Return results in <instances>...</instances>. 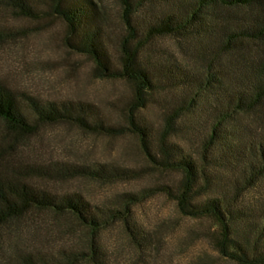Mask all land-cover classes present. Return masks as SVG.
Here are the masks:
<instances>
[{
  "label": "trees",
  "instance_id": "trees-1",
  "mask_svg": "<svg viewBox=\"0 0 264 264\" xmlns=\"http://www.w3.org/2000/svg\"><path fill=\"white\" fill-rule=\"evenodd\" d=\"M51 1L66 24L67 46L92 60L95 76L130 85L118 108L128 127H114L91 102L41 99L0 81V264H113L97 234H112L116 225L150 249L151 237L132 226L128 208L141 192L95 203L78 190L56 191L32 181L34 175L127 181L133 170L101 162L15 161L17 138L59 122L100 135L136 136L153 169L178 174L175 188L164 187L180 212L213 222L212 248L235 264H264V0H175L176 8L166 13L148 12L154 0H119L124 33L115 58L96 0ZM0 5L39 18L34 0ZM251 6L258 9L239 13ZM166 37L189 42L194 53L200 48L208 69L166 55L163 66L149 63L145 53L159 51L153 43ZM157 70L166 75L163 86ZM160 91L174 97L162 113L163 125L155 126L139 113ZM182 129L194 146L190 150L173 140Z\"/></svg>",
  "mask_w": 264,
  "mask_h": 264
},
{
  "label": "rangeland",
  "instance_id": "rangeland-1",
  "mask_svg": "<svg viewBox=\"0 0 264 264\" xmlns=\"http://www.w3.org/2000/svg\"><path fill=\"white\" fill-rule=\"evenodd\" d=\"M96 1L107 19L106 32L111 38L115 58L119 37L124 33L120 20L121 5L119 0ZM51 4V0H34V7L40 12L37 19L19 16L16 11L0 5V81L14 90L41 99L83 100L96 104L114 127H122L124 131L128 125L119 116L118 108L130 95V85L121 79L95 76L92 60L67 46L66 24L53 13ZM172 8H176L175 0H154L148 12L166 13ZM257 9L251 6L240 9L239 13H252ZM153 44L160 50H147L145 53L149 55L148 62H153L151 64H167L162 57L166 55L188 67L208 69L202 50L195 47L194 53L189 42L166 37L155 40ZM158 73L162 78L159 83L163 86L167 82L166 75ZM173 97L169 92H158L140 111L139 117L155 126L163 125L162 113ZM125 132L112 137L84 131L66 122L40 124L34 135L16 139L13 158L43 165H50L52 161L101 162L133 170L130 180L105 183L89 177L43 179L39 175L32 176L35 184L41 183L56 191L78 190L95 203L119 192L142 193L139 201L128 208L132 214V226L140 225L144 235L151 237L150 249L139 247L140 240L134 239L119 225L115 226L112 234L110 229L101 231L97 239H105L104 248L112 257L113 264H235L212 248L208 236L213 233V222L207 218L185 216L176 201L165 192L164 186L175 188L178 174L153 169L143 155L138 138ZM189 137L182 129L173 140L190 150L194 146L190 144ZM84 237L91 240L90 234ZM23 239L27 241L28 237L23 236Z\"/></svg>",
  "mask_w": 264,
  "mask_h": 264
}]
</instances>
